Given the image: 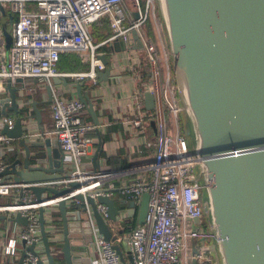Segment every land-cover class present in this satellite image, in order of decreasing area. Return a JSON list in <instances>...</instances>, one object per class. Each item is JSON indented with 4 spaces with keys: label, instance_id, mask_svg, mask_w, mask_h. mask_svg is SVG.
Masks as SVG:
<instances>
[{
    "label": "built area",
    "instance_id": "built-area-1",
    "mask_svg": "<svg viewBox=\"0 0 264 264\" xmlns=\"http://www.w3.org/2000/svg\"><path fill=\"white\" fill-rule=\"evenodd\" d=\"M1 9L8 11L14 21L9 27L8 48L0 36V111L1 102L6 98V82L15 88L19 86L16 80L22 79L24 90L27 80H34L37 88L44 89L52 78L78 83L89 80L95 85L97 74L108 67L110 77L120 74L116 60L123 54L128 61L124 62L123 70L132 74L134 85L127 104L130 118L123 119V123L139 129L141 135H146L149 127L154 129V140L143 143L145 149L153 148L148 162L114 169L107 161H99L96 168H81V159L90 158L94 152L96 140L89 136L94 127L85 122L86 110L75 95L65 97L60 92V88L64 89L61 86L51 91L52 128L48 136L58 143L62 153L60 162L68 176L63 184L85 185L73 194L93 199L98 196L112 199L117 192L127 201L138 202L143 194L149 196L141 226L129 227L124 232L122 224L128 222L127 208L120 209L117 224L112 228L122 233L115 234L113 242H106L98 233L86 206L92 231V242L88 245L90 264H213L209 251L211 235L203 219L201 188L194 181V168L199 161L190 156L182 133L178 91L168 50L166 47L167 55L164 54L165 61L161 64L153 39L145 32L146 25L153 22L155 31L160 33L155 24L159 18L156 0H0V18ZM103 19L108 21L109 36L95 42L91 29ZM132 32L142 43L141 51L133 49L137 41L132 38ZM114 45L120 50L116 51ZM69 53L76 54L88 66L87 71L59 72L61 56ZM102 57L107 59V64ZM144 59L145 79L142 78ZM145 93L153 96L152 110L144 107ZM14 122L13 116H2L0 112V217H5L0 219V264H17L22 254L21 264H48L41 241L39 208L44 210L49 255L54 264H64L57 209L60 199L44 194L37 203L27 185L13 182L11 175H3L10 165L5 156L15 148L1 134V129L3 126L11 129ZM67 208L68 220L78 221L79 212L70 203ZM97 210L106 222V206L98 205ZM17 214L27 220V226L10 221ZM113 244L119 246L124 261L114 251Z\"/></svg>",
    "mask_w": 264,
    "mask_h": 264
},
{
    "label": "water",
    "instance_id": "water-1",
    "mask_svg": "<svg viewBox=\"0 0 264 264\" xmlns=\"http://www.w3.org/2000/svg\"><path fill=\"white\" fill-rule=\"evenodd\" d=\"M156 2L178 91L181 128L190 156L199 161L194 168V181L201 188L213 264H264V0ZM131 36L137 41L133 49L141 51L143 46L136 33L132 32ZM5 42L8 48V37ZM114 49L120 50L117 45ZM102 61L107 64L105 57ZM110 72L109 67L99 72V82H107ZM16 84L19 86L11 88L9 82L5 83L6 98L1 102L0 112L2 116L13 114L15 122L11 129L3 126L1 134L12 143L17 142L24 155L11 163L3 175H11L13 182L27 185L37 203L44 194L60 199L57 209L63 236V262L90 264L88 245L92 242V231L86 206L106 242H113L115 234L122 233L112 228L120 209L113 199L73 194L85 185L63 184L68 176L60 162L62 153L42 125L39 106L51 103L54 87L74 86L76 97L98 136L97 151L90 160L96 168L102 143L94 105L83 82L52 78L44 87L47 99L32 100L27 106L30 98L23 80L17 79ZM143 101L145 109L154 108L149 93L144 94ZM86 163L88 160L82 158L81 168ZM148 199V194H143L138 202L122 201L128 221L136 216V226L144 224ZM69 203L79 212L78 221L68 220ZM98 205L107 208L106 222L97 210ZM43 212V208L38 209L41 241L48 264H54L49 255ZM10 221L22 227L28 224L19 214ZM112 247L124 261L119 246ZM32 249L33 246L28 250ZM23 258L24 254L17 264Z\"/></svg>",
    "mask_w": 264,
    "mask_h": 264
},
{
    "label": "crops",
    "instance_id": "crops-1",
    "mask_svg": "<svg viewBox=\"0 0 264 264\" xmlns=\"http://www.w3.org/2000/svg\"><path fill=\"white\" fill-rule=\"evenodd\" d=\"M1 13L3 14V9H1ZM101 21L93 25L91 29V35L95 42H100L106 39L109 36V34L107 36L106 34L110 33L109 27L104 28ZM155 24L158 26L159 30L161 31V34H163L161 23L159 24L158 22H156ZM106 26H108V24ZM154 29H156V26H154ZM102 36L106 37L101 38ZM116 62L119 68H121L120 74H118V76H109V80L107 82H99L98 79L97 82H99V84L95 85L92 81L89 80H86L84 82V87L86 89L85 92L88 93V96L94 105L95 111L99 118V122L101 124L99 128V136L101 138L102 145L99 150V161L120 159L122 163L127 164V167L134 164H144L148 162L150 155L153 153V148L145 149L143 143L145 141L152 142L155 138V132L152 127H149V132L146 133V135H141L139 129L134 128L130 124L123 123V119L125 120L127 118H130V114L127 111V104H129V98L134 85L132 74L123 70L122 67L124 62H128L125 60V56L123 54H119ZM142 63V70H144V65H146V62L142 60ZM59 64L60 61L58 63L57 68L59 72H63L62 70H60ZM86 67L88 69L87 65ZM87 69L81 71L68 72H85L87 71ZM145 71L146 70H144V72L142 73L143 79L147 77ZM25 87L27 88L25 89V92L29 95L30 101L34 100L37 102H42L43 100L47 99L46 91L44 89L37 88L38 85L35 83L34 80L25 81ZM60 92L65 97H71L73 95L76 96L74 87H68L65 90L60 88ZM39 110L42 114L43 127L50 131L52 128L50 118V105H40ZM8 115L13 116V114L11 113H8ZM84 120L85 122H88L92 125L91 118L89 115L88 117H85ZM89 134H93L91 137L96 140V145H94V152L92 156L90 158H86V160H88V163L85 164V169L92 168L90 160L93 158L95 152L97 151L98 143V136L95 131L92 130L89 132ZM12 144L14 145L15 150L5 156V160L8 161L10 164L13 163L15 160L22 159L24 155L23 151L17 145V142L13 141ZM112 199L118 209H126V206L122 204V201H127V198L117 192L114 193Z\"/></svg>",
    "mask_w": 264,
    "mask_h": 264
},
{
    "label": "trees",
    "instance_id": "trees-1",
    "mask_svg": "<svg viewBox=\"0 0 264 264\" xmlns=\"http://www.w3.org/2000/svg\"><path fill=\"white\" fill-rule=\"evenodd\" d=\"M14 21V17L8 14V11L3 9V16L0 18V25L2 27H10L11 23ZM104 28L109 27L106 26L108 24L107 19H103L101 21ZM157 22L160 24L161 20L160 18L157 19ZM145 32L147 36L151 37L153 40L155 38V32H154V26L151 22H149L146 27H145ZM109 33L106 34V36ZM106 36H102L101 38H105ZM146 62V59H144ZM60 70L64 71H81V70H86L87 67L84 64H81L78 56L74 53H69V54H63L60 58V64H59ZM85 88V87H84ZM88 117L87 112L84 115V118ZM93 134H89V136H92ZM8 162V161H7ZM114 169L118 168H124L127 167V164L122 163L120 159H110L107 161ZM9 163V162H8ZM123 207V206H122ZM123 226V231L127 232L129 227H134L136 226V216L131 218L128 222H125L122 224Z\"/></svg>",
    "mask_w": 264,
    "mask_h": 264
},
{
    "label": "rangeland",
    "instance_id": "rangeland-1",
    "mask_svg": "<svg viewBox=\"0 0 264 264\" xmlns=\"http://www.w3.org/2000/svg\"><path fill=\"white\" fill-rule=\"evenodd\" d=\"M151 23L153 24V22H151ZM154 32H155V38H154V40H152L153 45L155 46V50H156L157 55H158V60L160 61L161 64H164V61H165L164 60V54L167 55L166 47L168 50L166 35L161 34V31H160V33L155 31V29H154ZM0 36L2 38H4V41L8 37L10 42H11V30L9 28L3 27L0 31ZM182 133H183V129H182Z\"/></svg>",
    "mask_w": 264,
    "mask_h": 264
}]
</instances>
